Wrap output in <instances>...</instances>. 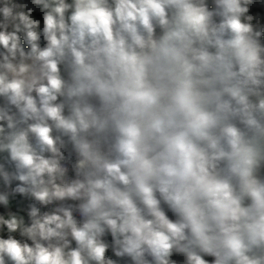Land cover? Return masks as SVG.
<instances>
[{"label":"clouds","instance_id":"clouds-1","mask_svg":"<svg viewBox=\"0 0 264 264\" xmlns=\"http://www.w3.org/2000/svg\"><path fill=\"white\" fill-rule=\"evenodd\" d=\"M0 264H264V0H0Z\"/></svg>","mask_w":264,"mask_h":264}]
</instances>
